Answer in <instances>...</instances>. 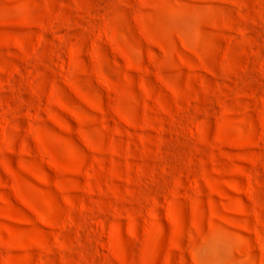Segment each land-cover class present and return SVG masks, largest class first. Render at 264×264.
Wrapping results in <instances>:
<instances>
[{
	"label": "rangeland",
	"instance_id": "rangeland-1",
	"mask_svg": "<svg viewBox=\"0 0 264 264\" xmlns=\"http://www.w3.org/2000/svg\"><path fill=\"white\" fill-rule=\"evenodd\" d=\"M0 264H264V0H0Z\"/></svg>",
	"mask_w": 264,
	"mask_h": 264
}]
</instances>
